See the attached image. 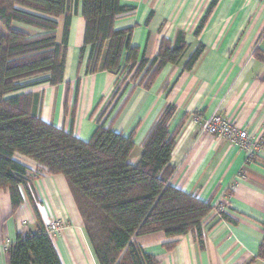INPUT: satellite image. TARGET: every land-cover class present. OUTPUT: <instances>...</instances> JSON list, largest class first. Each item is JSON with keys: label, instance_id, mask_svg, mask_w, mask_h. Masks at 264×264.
<instances>
[{"label": "crops", "instance_id": "crops-1", "mask_svg": "<svg viewBox=\"0 0 264 264\" xmlns=\"http://www.w3.org/2000/svg\"><path fill=\"white\" fill-rule=\"evenodd\" d=\"M128 12L115 29L132 28L131 46L151 61L161 39L174 41L182 33L187 45L177 65H167L149 89L130 82L113 100L118 76L99 71L85 74L88 50L80 61L84 21L81 4L72 15L67 40L63 83L28 88L33 109L44 122L81 141H88L101 123L129 136L135 147L128 159L137 164L142 145L167 107L174 108L169 128H179L170 166L169 185L211 204L195 234L167 239L163 233L133 238L156 264H264L258 258L264 222V3L260 0H120ZM56 40L61 42L63 18ZM24 31H37L22 27ZM203 51L189 71L184 65L199 47ZM252 137L259 139L254 156L233 143L200 135V125L214 110ZM106 112V113H105ZM14 159L29 171L37 164L19 154ZM23 203L13 212L7 190H0V264H9L8 248L16 236L60 221L61 231L49 236L61 264H98L65 178L44 175L20 187ZM32 201V203H31ZM222 207L227 219L212 217ZM176 241L173 250L164 245Z\"/></svg>", "mask_w": 264, "mask_h": 264}, {"label": "trees", "instance_id": "trees-1", "mask_svg": "<svg viewBox=\"0 0 264 264\" xmlns=\"http://www.w3.org/2000/svg\"><path fill=\"white\" fill-rule=\"evenodd\" d=\"M79 3L84 21L80 61L88 50L85 74L125 73L129 82L149 89L161 71L179 64L187 51L178 33L173 42L161 39L156 57L146 60L131 46L133 29H115L116 20L128 12L120 0H0V190L9 192L14 212L23 203L20 187L31 183L30 175H61L98 264H156L134 237L161 232L175 239L192 233L200 240L202 222L212 211L210 203L169 185L179 133V128H169L174 108L162 112L144 140L139 161L131 165L134 133L124 136L105 121L88 141H81L44 122L35 114L33 96L24 92L63 83L69 25ZM60 18L63 33L58 43ZM202 51L199 46L193 52L185 71L193 68ZM15 154L33 160L37 170L29 171ZM32 208L35 231L16 236L8 248L9 264H61L33 203ZM219 216L227 219L223 213ZM261 228L258 258L264 260V222ZM175 246L171 241L164 248L171 251Z\"/></svg>", "mask_w": 264, "mask_h": 264}, {"label": "built area", "instance_id": "built-area-1", "mask_svg": "<svg viewBox=\"0 0 264 264\" xmlns=\"http://www.w3.org/2000/svg\"><path fill=\"white\" fill-rule=\"evenodd\" d=\"M264 3V0H260ZM200 135H210L218 139L227 140L233 143L240 150H243L249 155L254 156L260 150L259 139L252 137L246 130L239 128L232 122L226 120L219 114V109H216L208 117H206L200 125ZM40 177L38 174L30 175V179ZM219 213H222V207L218 206ZM216 209V210H217ZM218 213V215H219ZM62 224L60 221L49 223L45 227L48 236H53L61 231ZM25 232V231H24Z\"/></svg>", "mask_w": 264, "mask_h": 264}, {"label": "rangeland", "instance_id": "rangeland-1", "mask_svg": "<svg viewBox=\"0 0 264 264\" xmlns=\"http://www.w3.org/2000/svg\"><path fill=\"white\" fill-rule=\"evenodd\" d=\"M16 28L20 29V30H23L21 26H18V25H15ZM118 78H119V87H118V90H117V93L115 95V97L113 98V100L119 98H121V96L125 93V91L130 87L131 83L129 82V78H125V73H120L118 75ZM110 109V108H109ZM109 109L107 110V113L106 115L104 116L102 122H105L107 120V118L110 116V113L112 112L113 109H111V111H109ZM217 209V208H216ZM214 211L212 217H210V219L212 220L213 218H217L218 217V213H219V210L217 209Z\"/></svg>", "mask_w": 264, "mask_h": 264}]
</instances>
